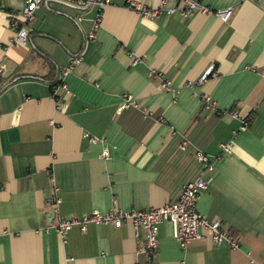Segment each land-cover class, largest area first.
I'll return each instance as SVG.
<instances>
[{
	"label": "crops",
	"instance_id": "obj_1",
	"mask_svg": "<svg viewBox=\"0 0 264 264\" xmlns=\"http://www.w3.org/2000/svg\"><path fill=\"white\" fill-rule=\"evenodd\" d=\"M197 1L230 5L231 15L148 18L122 0L97 13L47 1L33 9L17 46L7 42L21 2L0 0V264H264V0ZM77 51L53 109L45 79ZM208 63L214 75L187 86ZM121 93L135 105L116 109ZM202 95L215 109L201 105ZM195 150L212 163L201 172L195 210L219 219L237 247L203 237L182 249L168 221L157 224L147 255L127 221L72 225L61 237L49 228L51 194L64 219L174 200L200 172Z\"/></svg>",
	"mask_w": 264,
	"mask_h": 264
},
{
	"label": "built area",
	"instance_id": "obj_2",
	"mask_svg": "<svg viewBox=\"0 0 264 264\" xmlns=\"http://www.w3.org/2000/svg\"><path fill=\"white\" fill-rule=\"evenodd\" d=\"M47 1L73 5L76 9H83L87 6L94 5L96 13L101 6L110 3V0H20L21 8H19L18 11L20 21L14 26L12 31L13 34L9 37L7 45L17 44L18 46L25 43V36H27L24 29L25 23L32 18L33 9L38 8L41 4H44ZM167 1L168 0H157V3L154 6H146L139 0H122L127 9L133 11L137 15L148 18H153V16L156 17L159 12L165 14L175 13L182 18L190 16L193 12H200L213 13L220 21H225L232 12L230 5L210 9L205 5L198 3L197 0H170L172 3L168 5L166 4ZM96 19L97 18H94L91 23L92 27L95 26ZM92 33V31L86 33L85 38L92 37ZM79 57L80 52L77 51L73 53V55H69L67 62L61 65L60 68H57V76H55L57 83L49 85V97L54 102L53 109L59 108L60 100L58 99L56 90L58 88H64L61 78L80 60ZM2 64L3 63L0 62V74L3 69ZM213 70L212 64L208 63L205 68L197 74V77L187 83V86L190 87L192 84H200L207 76L211 77L214 75ZM168 86L169 84L167 80L160 81V89L169 90ZM119 98L120 101L116 104V109L122 108L126 105H135L132 97L127 93H121ZM200 102L203 107L215 109L213 101L208 95H202ZM229 114L233 115V112H230ZM242 124H245V122L243 121ZM81 136L85 137L90 143L102 141L101 137L93 135L89 136L86 132H82ZM183 142V140L179 142V148H182ZM219 149H221V151H226V144L220 143ZM99 153L103 157L107 156L105 148L100 149ZM192 156L195 161L200 163V172L194 179L181 184L179 193L174 200L163 203L161 206L158 205L146 209H119L118 207L110 206L105 211L93 209L87 213L80 214L79 216L71 215L64 219L56 216L58 197L51 194V196L48 195V197L44 199V204L48 207L47 215L50 216L48 226L59 237H61L63 232L72 225H77V228L80 231L83 229V225L87 222L96 225L110 224L113 227H118L124 221H127L131 229V234L137 241V250L147 255L154 250L156 245L157 224L162 223V221H168L171 237L175 241V244L182 249L191 241L203 239V237H206L211 243H223L230 247V249L235 248L238 246L236 240L227 230L220 226L219 219L205 218L195 210V200L205 183L204 178L201 177V172L209 170L212 163L211 160L199 150H195L194 153H192ZM67 259L68 258H64L66 261ZM259 264H263V262Z\"/></svg>",
	"mask_w": 264,
	"mask_h": 264
},
{
	"label": "trees",
	"instance_id": "obj_3",
	"mask_svg": "<svg viewBox=\"0 0 264 264\" xmlns=\"http://www.w3.org/2000/svg\"><path fill=\"white\" fill-rule=\"evenodd\" d=\"M55 76H57V73L56 72H55V75L51 76L50 78H46L45 79V81L47 82L48 87H49L50 84L57 83V80L55 79Z\"/></svg>",
	"mask_w": 264,
	"mask_h": 264
}]
</instances>
